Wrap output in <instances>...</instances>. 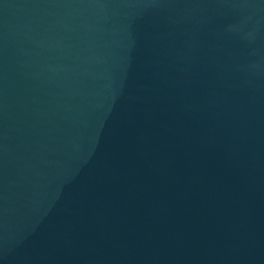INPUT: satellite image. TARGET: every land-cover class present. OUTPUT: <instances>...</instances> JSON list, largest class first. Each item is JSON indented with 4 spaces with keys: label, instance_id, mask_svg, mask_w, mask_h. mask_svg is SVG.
<instances>
[{
    "label": "water",
    "instance_id": "95a60500",
    "mask_svg": "<svg viewBox=\"0 0 264 264\" xmlns=\"http://www.w3.org/2000/svg\"><path fill=\"white\" fill-rule=\"evenodd\" d=\"M0 264H264V0H0Z\"/></svg>",
    "mask_w": 264,
    "mask_h": 264
}]
</instances>
